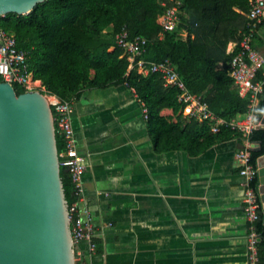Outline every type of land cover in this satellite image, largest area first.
Instances as JSON below:
<instances>
[{"label": "crops", "instance_id": "0c3cea01", "mask_svg": "<svg viewBox=\"0 0 264 264\" xmlns=\"http://www.w3.org/2000/svg\"><path fill=\"white\" fill-rule=\"evenodd\" d=\"M258 48L264 52V44ZM162 114L179 119L170 107ZM72 124L87 165L83 204L95 222L97 249L80 243L87 263L248 264L246 177L237 153L264 140L233 135L198 154L158 150L143 103L125 83L85 88Z\"/></svg>", "mask_w": 264, "mask_h": 264}, {"label": "trees", "instance_id": "16d2710c", "mask_svg": "<svg viewBox=\"0 0 264 264\" xmlns=\"http://www.w3.org/2000/svg\"><path fill=\"white\" fill-rule=\"evenodd\" d=\"M165 2V4H164ZM182 20L174 30L164 31L158 17L173 0H44L30 12L10 11L0 15L2 26L13 32L18 46L27 53L29 68L40 79L45 91L62 99H77L87 87H106L125 83L134 89L148 107V127L158 150L186 149L198 154L214 143L233 135H243L224 126L214 132L207 121L187 120L179 101L177 85H165L160 72H139L124 49L116 43V34L126 27L131 37L148 39L146 61L169 58L188 87L202 93L220 116L232 118L249 110V95L242 96L231 75L234 52L228 42L240 40L247 28L249 0H182ZM188 31V33L186 32ZM254 45L264 44V26L255 34ZM223 66L219 67V63ZM4 78L0 75V81ZM256 80L263 81L261 100L256 108L264 115V70ZM17 93L26 91L14 83ZM165 107L179 112L173 121L162 114ZM59 153L65 147L57 132ZM252 140H264V128H256ZM264 151L252 150V161ZM66 199L77 198L68 167L61 165ZM258 181L256 179L253 183ZM257 227L262 235L260 260L264 264V215L260 210ZM80 264V263H78Z\"/></svg>", "mask_w": 264, "mask_h": 264}, {"label": "water", "instance_id": "95a60500", "mask_svg": "<svg viewBox=\"0 0 264 264\" xmlns=\"http://www.w3.org/2000/svg\"><path fill=\"white\" fill-rule=\"evenodd\" d=\"M42 1L0 0V15ZM56 134L45 93L0 81V264H76ZM258 165L264 193V151Z\"/></svg>", "mask_w": 264, "mask_h": 264}, {"label": "built area", "instance_id": "2783aa9c", "mask_svg": "<svg viewBox=\"0 0 264 264\" xmlns=\"http://www.w3.org/2000/svg\"><path fill=\"white\" fill-rule=\"evenodd\" d=\"M174 3L159 15L158 21L163 30H174L182 20V0H173ZM165 4V2H164ZM249 10L245 12L248 17L247 28L243 30L240 40L235 42L231 53L234 52L231 65L235 83L240 92L249 95L251 102L249 110L240 113L230 119L218 115L209 105L202 93H195L188 87L176 65L169 59L148 62L142 55L147 47L148 39L143 35L130 36L126 27L116 34V43L124 49L130 61L136 64L139 72H160L165 85H177L180 89L179 101L184 104L183 116L187 120L196 119L207 121L214 132H219L227 126L243 135L249 136L262 123V117L257 111V99L263 91V81L256 80L257 72L264 70V52L254 45V37L257 29L264 26V0H249ZM188 33V31H186ZM0 75L5 81L18 83L26 88V91H34L37 86L45 88L41 83H36L33 71L27 62V53L18 46L17 38L13 32L5 29L0 22ZM54 115L56 131L60 133L66 147L60 153V164L68 167L76 195L75 201L69 205V220L75 249L76 264H89L83 259L80 251V243L87 240L89 249H97L95 239V222L91 209L84 205L83 174L86 170L85 157L79 152L72 113L75 106V98L62 99L54 94H46ZM141 100V99H140ZM142 101V100H141ZM143 103V110L148 117V107ZM242 161L241 172L245 175L246 193L245 209L249 221L247 234L248 264H263L260 260L261 233L257 227L260 218L261 201L258 179L259 165L252 161V150L245 147L237 153Z\"/></svg>", "mask_w": 264, "mask_h": 264}, {"label": "rangeland", "instance_id": "374dc122", "mask_svg": "<svg viewBox=\"0 0 264 264\" xmlns=\"http://www.w3.org/2000/svg\"><path fill=\"white\" fill-rule=\"evenodd\" d=\"M36 90H40V91H42L43 93L48 94V92H46L44 89H42L41 86H37V87H36Z\"/></svg>", "mask_w": 264, "mask_h": 264}, {"label": "bare ground", "instance_id": "6f19581e", "mask_svg": "<svg viewBox=\"0 0 264 264\" xmlns=\"http://www.w3.org/2000/svg\"><path fill=\"white\" fill-rule=\"evenodd\" d=\"M36 83H39V81H36Z\"/></svg>", "mask_w": 264, "mask_h": 264}]
</instances>
